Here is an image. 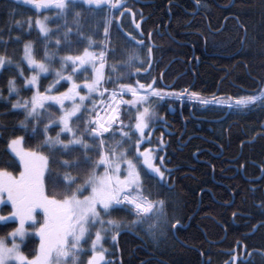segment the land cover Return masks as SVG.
I'll use <instances>...</instances> for the list:
<instances>
[{"label": "trees", "instance_id": "16d2710c", "mask_svg": "<svg viewBox=\"0 0 264 264\" xmlns=\"http://www.w3.org/2000/svg\"><path fill=\"white\" fill-rule=\"evenodd\" d=\"M200 2L204 6L197 13L196 0L142 2V10L148 14L142 30L145 32L151 26H159L161 31L165 26L168 28V34L152 38L154 60L157 62L152 75L158 76L170 63L163 71V81L171 83L179 75L172 90L189 87L203 95L222 98L251 94L260 78L264 77V0ZM129 4L134 9L135 1L130 0ZM73 12H82L88 21H81L83 32L80 42L73 23ZM105 14L106 10L97 15L89 13L86 6H78L64 16L55 7L36 10L18 4L16 0H0V42L6 43V54L13 58L14 64L22 65L26 77L33 72L23 60L26 42L32 44L36 59L44 56L45 48L49 55L55 53L51 67L59 69L60 57L82 53L88 47V37L96 43L102 42V27L99 36L94 33L97 21ZM39 17L48 18L46 22L51 31L47 37L35 26ZM65 20L72 28L69 35L71 47L57 48V39H61L63 45ZM27 21H31V26ZM110 47L124 48L115 28ZM4 53V47H0V54ZM122 59L120 52L115 57L108 56L106 79L111 73V66ZM53 78L51 74L42 75L41 84L47 87ZM9 79L16 80L19 95L13 93L9 96ZM30 88L24 84L23 77L17 76L14 65L0 76V166L15 159L7 149V138L24 119L22 110L11 109V104L30 99ZM153 106L163 119L153 128L152 146L163 149L159 154L165 156L164 166L171 170V176L168 178L166 174L167 184L164 187L154 180L146 182L145 194L150 192L152 199L165 200V211L174 217L173 221L185 223L188 217L191 219L188 227L176 228L180 241L172 230L155 242L135 229L122 231L111 245L107 258L113 264H201L203 255L202 264L208 261L210 264H224L231 257L229 252L222 250L232 249L239 242L247 247H237V264L239 261L264 264V228L254 227L264 222V208L259 207L264 200V171L259 173L260 168L264 169V108L252 106L251 110L236 111L223 106L180 103L175 99L156 100ZM49 112L54 113L55 109H49ZM15 134L25 136L24 146L27 149L35 148L39 143L38 139H28L23 130ZM50 135L54 136L55 132ZM185 141L186 144H183ZM219 152L222 154L216 156ZM60 159L68 157L61 156ZM230 160L238 168L243 163V172L253 180L244 179L240 173L234 175V168L227 167ZM210 167H213V173ZM8 170L18 174L15 167ZM212 195L216 196V201ZM199 199L200 204L197 205ZM8 210L9 205H2V212ZM115 218L130 217L120 213ZM16 225L14 220L0 222V238L15 229ZM224 229V239L218 244L210 243L220 239ZM37 246V237L29 235L21 249L31 257Z\"/></svg>", "mask_w": 264, "mask_h": 264}, {"label": "snow or ice", "instance_id": "6c2138e0", "mask_svg": "<svg viewBox=\"0 0 264 264\" xmlns=\"http://www.w3.org/2000/svg\"><path fill=\"white\" fill-rule=\"evenodd\" d=\"M16 3L36 10L55 7L64 16L78 6H86L91 14L105 10L106 14L97 21L94 33L99 36L102 27V43L88 37V47L82 53L60 57L59 69L51 67L55 53L49 55L45 48L44 56L36 59L32 44L25 43L23 60L33 70L30 77L24 76L22 65L14 64L13 58L6 54V43L0 42L5 49L0 54V76L14 65L17 76L23 77L32 91L30 99L11 104V109L22 110L24 119L7 138V149L15 159L0 166V205H11L7 216L0 215V222L14 220L18 226L9 234L10 246L5 238H0V264H112L106 259L108 250L104 244L109 240L115 242L122 231L135 229L158 241L179 224V220L173 222L174 217L166 213L165 200L152 199L150 192L145 194L146 182L154 180L164 187L166 174L168 178L171 176V170L164 166L165 156L159 154L163 149L152 146L153 128L163 119L155 110L154 101L166 97L183 101L187 95L203 105H222L229 110L264 108V77L251 94L228 97L227 102L215 96L211 100L201 99L187 89L165 91L167 86H161L164 74L152 75L157 62L154 45L147 39L151 33L142 30L143 15L140 13L137 21L138 14L127 0H16ZM196 4L200 5V0ZM73 17L80 42L81 21H88L82 12H73ZM124 17L129 18L127 32ZM47 19L35 20L46 37L51 31L45 23ZM27 23L31 26V21ZM63 28L66 29L62 33L63 45L57 39V48L71 47L72 28L67 20ZM113 28L125 42L122 50L110 47ZM91 47L101 51H90ZM118 52L123 59L111 66L106 79L105 60ZM89 70L90 75L84 76ZM42 74L54 76L47 87L41 84ZM106 84L112 87H105ZM8 92L9 96L19 95L15 79L8 80ZM53 108L55 112H49ZM18 130L27 133L28 139H38L37 146L25 149V136L16 135ZM52 132L54 136L50 135ZM61 156L68 159L61 160ZM9 167H15L18 174L9 171ZM259 207L264 208V200ZM38 210L42 213L39 220ZM120 213L130 218H115ZM254 227L264 228V222ZM30 234L39 237L38 248L31 257L21 249ZM17 237L20 243L16 242ZM237 247H241L239 242ZM229 255L231 259L225 264H237L238 256Z\"/></svg>", "mask_w": 264, "mask_h": 264}, {"label": "flooded vegetation", "instance_id": "af4514ba", "mask_svg": "<svg viewBox=\"0 0 264 264\" xmlns=\"http://www.w3.org/2000/svg\"><path fill=\"white\" fill-rule=\"evenodd\" d=\"M129 0H127V2H128ZM143 1H146V0H135V6H134V11H136L137 12V16H139L138 17V19H137V21H139L140 20V13H142V15H143V17H144V19L146 20L147 19V17H148V14L147 13H145V11L144 10H142V2ZM202 6H204V4L203 3H201L200 2V5H197L196 4V13L200 10V8L202 7ZM145 20H142V24L144 23V21ZM124 31L125 32H127V31H129V30H125L124 29ZM145 33H151V36L150 37H147V39L149 40V42L151 43L152 42V38H153V36L154 35H159V36H163L164 34H168V28L165 26V28L163 29V31H161L160 29H159V26H155V27H150V28H148V29H146V31H145ZM164 33V34H163ZM120 41H122V43H123V47H125V42L122 40V39H120ZM178 76V75H177ZM176 76V77H177ZM177 79V78H176ZM174 81V80H173ZM172 81V83H174ZM185 132V124H183V131H182V133H184ZM226 134H227V131H226ZM190 137H188V139H189ZM187 139V140H188ZM179 140V139H178ZM179 142V141H178ZM186 142L187 141H185V142H183V144H186ZM211 152V151H210ZM222 153L221 152H219L216 156H220ZM232 162V163H231ZM227 167H233L234 168V175L235 174H237V173H240L243 177H244V179H246V180H248V181H252L253 179H252V177L251 176H246V174L243 172V163L241 164V167L240 168H238L237 167V165H235V164H233V161L232 160H230L229 161V164L227 165ZM260 170L261 171H259V173L260 172H262V168H260ZM211 173H213V167L211 168ZM212 197H213V199L216 201V199H215V196L214 195H212ZM199 198H200V196H199ZM200 204V199L198 200V203H197V205H199ZM198 208V207H197ZM190 217H188L187 218V220L185 221V223H182V222H180L179 221V224L177 225V227H180V228H186V227H188V225H189V222H190ZM173 222H175V221H173ZM172 233H173V235H175V237L177 238L178 236L176 235V229H173L172 230ZM203 235H204V237L206 238V235H205V233L203 232ZM223 235H226V231H225V229H224V233H223ZM223 237V236H222ZM221 237V238H222ZM220 238V239H221ZM220 239H217V240H214L213 242H211L210 241V243H213V244H218L219 242H217L218 240H220ZM177 240L178 241H180L179 240V238H177ZM155 242V241H154ZM113 243L114 242H112V241H108L107 243H105V246L107 247V250H108V253L110 252V247H111V245H113ZM237 244V243H236ZM242 245V244H241ZM243 246V245H242ZM243 248V247H242ZM222 251H227V252H229V253H236V251H237V245H235V247L234 248H232V249H227V250H222ZM108 253L106 254V255H108ZM231 257V256H230ZM230 257H229V259H230ZM106 259L107 260H110L111 261V259L110 258H107L106 257ZM203 260H204V256L203 255H201V264L203 263ZM227 261H229L228 259H226ZM226 262V261H225ZM225 262H224V264H225ZM112 264H113V262H112ZM141 264V263H140Z\"/></svg>", "mask_w": 264, "mask_h": 264}, {"label": "rangeland", "instance_id": "374dc122", "mask_svg": "<svg viewBox=\"0 0 264 264\" xmlns=\"http://www.w3.org/2000/svg\"><path fill=\"white\" fill-rule=\"evenodd\" d=\"M38 19H40L41 21H44V17H39ZM45 23H46V21H45ZM46 25H47V23H46ZM35 26H36V28L39 30V27L35 24ZM40 31V30H39ZM41 33V32H40ZM41 34H43V33H41ZM26 43H30V42H26ZM23 49H24V47H23ZM23 55H24V51H23ZM25 63L27 64V62L25 61ZM170 63H168L167 65H169ZM27 66H29L28 64H27ZM30 67V66H29ZM32 74H33V72H32ZM31 74V75H32ZM30 75V76H31ZM42 75H45V74H42ZM29 76V77H30ZM31 87V86H30ZM183 89H187L188 90V92H196L197 94H198V96L201 98V99H207V100H211L214 96H206V95H203V94H201L200 92H197V91H194V90H192L191 88H189V87H184ZM61 91H63V90H61ZM183 91V90H182ZM241 96H244V95H241ZM234 97H236V96H234ZM218 99H222V100H225V98H222V97H217ZM192 103H196V104H199V105H201V103L199 102V100L198 99H193V101H191ZM225 102H227L226 100H225ZM216 104H214L213 106H215ZM201 106H203V105H201ZM209 106V105H208ZM23 147L25 148V146H24V144H23ZM25 149H27V148H25ZM10 151V150H9ZM10 153H11V151H10ZM12 154V153H11ZM13 156H14V154H12ZM1 207H2V205H0V215H5V216H7L8 214H9V212H10V210H11V205L9 204V210L8 211H6V212H2L1 211ZM37 219L39 220V219H42V213H40L39 212V210H38V215H37ZM16 223H17V225H16V227L18 226V221H16ZM30 223V222H29ZM15 227V228H16ZM25 227L26 228H29V233H31V229H30V227H29V224H26L25 225ZM14 230V229H13ZM12 230V231H13ZM12 231H10L6 236H4V237H1V238H5L7 241H8V243H9V246L11 245V240H12V238H11V236L9 235ZM30 235H34V234H30ZM35 236V235H34ZM37 237V239H38V245H39V237L38 236H36ZM224 237H225V235H223V237L220 239V240H218L217 242H219V241H222L223 239H224ZM109 241H111V240H109ZM16 242L17 243H20V239H19V237H17L16 238ZM113 242V241H112ZM22 245V244H21ZM85 247L87 248L88 246L87 245H85ZM104 247L105 248H107L106 246H105V244H104ZM37 248H38V246H37ZM83 259L86 261L87 260V256H84L83 257Z\"/></svg>", "mask_w": 264, "mask_h": 264}, {"label": "bare ground", "instance_id": "6f19581e", "mask_svg": "<svg viewBox=\"0 0 264 264\" xmlns=\"http://www.w3.org/2000/svg\"><path fill=\"white\" fill-rule=\"evenodd\" d=\"M151 44H152V42H151ZM178 76H179V75H178ZM178 76H177V77H178ZM177 77L174 78V81L176 80ZM174 81H173V82H174ZM182 90H185V89H182ZM186 96H187V95H186ZM167 99H174V98L168 97ZM181 103H184V102L181 101ZM191 103H192V102H191ZM194 148H195V147H194ZM250 160H251V159H250ZM252 161H253V160H252ZM231 163H232V162H231ZM258 163H259V162H258ZM213 164H214V163H213ZM255 164H256V161H255ZM210 168H211V167H210ZM226 170H227V169H226ZM260 171H261V170H260ZM210 172H211V169H210ZM210 172H209V173H210ZM225 172H226V171H225ZM215 197H216V196H215ZM242 245H243V243H242ZM230 248H232V247H230ZM261 249H262V248H261ZM248 264H249V263H248Z\"/></svg>", "mask_w": 264, "mask_h": 264}, {"label": "water", "instance_id": "95a60500", "mask_svg": "<svg viewBox=\"0 0 264 264\" xmlns=\"http://www.w3.org/2000/svg\"><path fill=\"white\" fill-rule=\"evenodd\" d=\"M171 86V84L170 85H168V87H170Z\"/></svg>", "mask_w": 264, "mask_h": 264}]
</instances>
